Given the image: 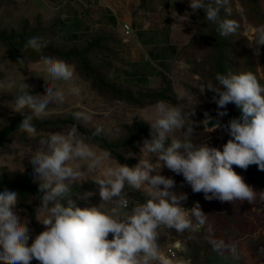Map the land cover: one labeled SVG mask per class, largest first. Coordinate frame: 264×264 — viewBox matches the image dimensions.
Segmentation results:
<instances>
[{
    "label": "rangeland",
    "instance_id": "1",
    "mask_svg": "<svg viewBox=\"0 0 264 264\" xmlns=\"http://www.w3.org/2000/svg\"><path fill=\"white\" fill-rule=\"evenodd\" d=\"M115 1L114 14L106 0H0V192L7 189L19 194L16 212L30 230L29 245L45 230L39 220L47 215L39 208V194L27 187L30 184L39 188L41 183L30 159L50 134H66L75 126L94 152L111 153L97 168H90L88 159L70 161L81 176L70 185L71 192L63 200L66 206L70 200L80 208L99 206L107 212L114 204L101 202L99 185L94 180L102 177L109 166L120 163L131 167L139 159L152 156L146 150L141 151L145 137L138 129L143 127L150 134L146 120L152 117L157 102L181 108L185 118V128L170 134L169 142L189 140L195 145L207 144L222 150L231 137L223 129L209 132L207 128L213 126L203 122L207 117H217L218 123L227 124L238 118L239 109L229 103L227 114L219 116L218 111L224 109H218L213 101L215 93L200 89H206L209 83L218 86L215 76L221 73L220 60L227 65L225 75L252 71L264 85V46H260V54L256 55L254 46L249 44L253 39L250 28L264 26V0H228L220 10V17L236 21L239 28L227 37L220 35L217 25L205 18L202 9L192 13L189 0H177L179 15L175 25L171 22L169 27L170 0H158L154 8L161 18L152 38L155 39L152 59L148 48L135 45L132 49L146 64L133 61L126 51L132 39L128 37L131 33L125 34L123 24L135 21L130 0ZM143 11L146 10L141 7ZM185 15L187 20L181 21ZM142 20L147 21L144 17ZM33 37L45 41L47 46L39 52L25 49V42ZM41 56H54L72 66V80H53ZM18 59H24V63H17ZM157 66L158 75L152 73ZM11 81L14 86L8 88L6 85ZM24 83L29 89L22 88ZM46 84L63 90L64 101L50 103L44 115L34 117L35 134L17 131L28 113L13 112L15 97L21 91L43 95ZM73 88L79 90L78 94L72 92ZM76 114H80L79 118ZM97 128L101 129L100 134L93 135ZM188 128L193 129L191 134H186ZM93 136L103 138L110 147ZM152 162L156 163L155 157ZM233 168L254 188L256 198L251 203L205 200L203 193H193L182 175L162 168L160 174L175 181L172 191L187 194L181 206L191 209L199 202L207 214L194 242L188 237L190 229L177 233L160 227L159 250L172 264H207L206 254L212 252L221 254L226 264H264V199L257 166L251 165L246 171L235 165ZM125 191L131 202L126 210H130L135 204L146 202L148 197L141 200L140 195L151 189L145 186L142 191H135L126 187ZM222 220H241L248 226L244 234L231 232L217 243L210 238H214L210 228H218ZM193 223H197L195 219ZM261 237L263 243L252 241ZM108 238H112L111 234ZM177 241L193 244L198 256L191 260L184 247L181 250L175 247L179 253L172 257L168 250ZM31 264L39 262L32 260Z\"/></svg>",
    "mask_w": 264,
    "mask_h": 264
},
{
    "label": "clouds",
    "instance_id": "2",
    "mask_svg": "<svg viewBox=\"0 0 264 264\" xmlns=\"http://www.w3.org/2000/svg\"><path fill=\"white\" fill-rule=\"evenodd\" d=\"M228 0H189L192 13L202 9L205 18L217 25L220 35L227 37L236 33L239 25L231 19H221L220 10ZM173 16H176L174 12ZM181 21L187 20L183 16ZM175 25V24H174ZM180 26V25H179ZM181 28V27H180ZM256 55L264 46V26L250 28ZM47 46L38 37L28 39L25 49L37 52ZM204 50V49H203ZM47 73L53 80L70 81L74 76L72 66L54 56H41ZM17 63L23 64L24 59ZM218 86L209 83L201 92L215 93L218 115L227 114V105L232 103L240 110L239 118L227 124L216 123L209 132L223 129L231 137L222 150L207 144L195 145L189 140L171 139L175 130L185 128L181 108L159 101L153 106L150 124V139L143 141L142 150L151 157L139 159L134 166L118 163L109 166L103 176L94 180L99 185L101 202H112L107 212L98 206L80 208L72 201L67 206L63 200L71 192L70 185L79 180L81 172L70 161L88 159L90 168H97L111 157L104 151L97 154L86 139L73 126L66 134L56 132L41 141L42 148L31 154L30 162L39 174V208L47 215L41 221L45 230L30 240V230L16 212L19 194L5 189L0 192V264H172L159 250V229L166 226L177 233L185 230L198 231L205 223L206 215L196 202L191 209L181 206L187 194L172 191L175 181L161 175L163 167L182 175L193 193H203L205 200L221 202L248 201L256 198L253 187L234 171L233 166L247 170L256 165L264 171V85L252 71L227 75L217 73ZM14 86V81L6 85ZM22 88L29 89L27 84ZM78 94L79 90L72 89ZM63 90L46 84L43 95L21 91L14 99L13 112L24 116L17 131L35 134L33 119L46 113L54 101L63 102ZM80 114H76L79 118ZM207 117L203 122L207 125ZM192 128L186 134H191ZM97 128L93 135H99ZM156 158V163L152 162ZM159 168V170H158ZM148 186V199L126 210L129 204L125 188L142 191ZM92 195V193H89ZM118 198V199H114ZM264 199V191H261ZM193 219L197 223H193ZM111 234L112 238L109 239Z\"/></svg>",
    "mask_w": 264,
    "mask_h": 264
},
{
    "label": "crops",
    "instance_id": "3",
    "mask_svg": "<svg viewBox=\"0 0 264 264\" xmlns=\"http://www.w3.org/2000/svg\"><path fill=\"white\" fill-rule=\"evenodd\" d=\"M106 1H107V6L114 13L113 7H114V4L116 1L115 0H106ZM157 1L158 0H130L131 11H132V14L135 18V21L133 23H129L127 21H124L126 23H129L132 27V32L128 36L132 39V44H130V46L127 47L126 51L129 54V58L135 62H143L146 64L145 61H142L139 57H137V54L134 51H132L133 46H135V45H139V46H143V47L148 48L149 51H147V52H149L148 53L149 58L152 59L151 53L153 50L152 47H154L153 43L155 40L152 38L155 37L153 35H155V31H157V29H159V27H160L159 21L161 18L160 12L157 14L156 12L158 10L156 11L154 8V3ZM179 6L180 5H179V2H177V0H170L171 21H169V24H168L169 27H170L171 22H172V24H175L177 21V18L179 15L178 8H180ZM141 7L144 8L146 11L141 12ZM174 12L176 13V16H173ZM143 17L147 19L146 22L144 20H142ZM121 23H123V22H121ZM156 34H157V32H156ZM139 38H141V40ZM155 68H156L155 70L153 68H152V70H154L156 72H152V73H155L156 75L160 74V71L158 70L159 67L157 66Z\"/></svg>",
    "mask_w": 264,
    "mask_h": 264
},
{
    "label": "trees",
    "instance_id": "4",
    "mask_svg": "<svg viewBox=\"0 0 264 264\" xmlns=\"http://www.w3.org/2000/svg\"><path fill=\"white\" fill-rule=\"evenodd\" d=\"M226 69H227V65H225V63L222 60H220L219 70H220L221 74H224V72H226ZM240 116H241V112H240V110H238L237 117L239 118ZM138 131H139V133L143 134L145 139L151 138L149 132L145 128L140 127L138 129ZM93 137L99 143H101L103 146L110 147L107 144L106 140H104L103 138H101L99 136H93ZM256 172H257V177H259V189H260V191H264V174H263L264 171L258 170V167H257ZM27 187H28V190L38 193V188L36 186L28 184ZM247 226L248 225L245 224V222H243L241 220H229L227 222L222 220L221 224L218 228H210V231H212L214 234L213 235L214 238H212V237H210V238L213 241L218 243V242L222 241L220 239L223 238V235H228L231 232L233 234H238V235L244 234ZM195 235H198V231H192L191 230L188 237H189V239H192L194 242ZM252 241L254 243H263L262 237L261 238H255ZM183 244H184L183 247L185 249L186 254H188L191 257V260L195 259L198 256V250H196V248L194 247L193 244L192 245L190 243H183ZM212 245L213 244H211V246ZM205 261L207 264H226L227 263L221 254L214 253V252H212L211 254L207 253Z\"/></svg>",
    "mask_w": 264,
    "mask_h": 264
},
{
    "label": "water",
    "instance_id": "5",
    "mask_svg": "<svg viewBox=\"0 0 264 264\" xmlns=\"http://www.w3.org/2000/svg\"><path fill=\"white\" fill-rule=\"evenodd\" d=\"M218 122H219V119L217 117H213V118H211V119L208 120L207 126L208 127H212V126H214ZM140 198H141V200H145L147 198V195L141 194L140 195ZM174 247H176V248H178V249L181 250L183 248V242L182 241H177L174 244Z\"/></svg>",
    "mask_w": 264,
    "mask_h": 264
},
{
    "label": "built area",
    "instance_id": "6",
    "mask_svg": "<svg viewBox=\"0 0 264 264\" xmlns=\"http://www.w3.org/2000/svg\"><path fill=\"white\" fill-rule=\"evenodd\" d=\"M123 30H124L125 34H130L132 32V27L129 23H124L123 24ZM130 207H131V202L129 200V204H128L127 208H130ZM168 251L172 257L177 256L178 250L175 247L169 248Z\"/></svg>",
    "mask_w": 264,
    "mask_h": 264
},
{
    "label": "bare ground",
    "instance_id": "7",
    "mask_svg": "<svg viewBox=\"0 0 264 264\" xmlns=\"http://www.w3.org/2000/svg\"><path fill=\"white\" fill-rule=\"evenodd\" d=\"M183 246H184V244H183Z\"/></svg>",
    "mask_w": 264,
    "mask_h": 264
}]
</instances>
